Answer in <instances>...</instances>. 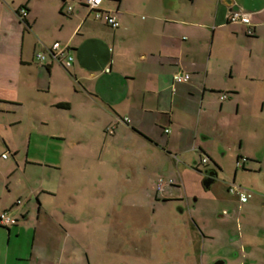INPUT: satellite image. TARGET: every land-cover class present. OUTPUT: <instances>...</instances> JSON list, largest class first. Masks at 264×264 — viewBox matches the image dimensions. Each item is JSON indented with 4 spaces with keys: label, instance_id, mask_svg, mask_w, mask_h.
Here are the masks:
<instances>
[{
    "label": "crops",
    "instance_id": "1",
    "mask_svg": "<svg viewBox=\"0 0 264 264\" xmlns=\"http://www.w3.org/2000/svg\"><path fill=\"white\" fill-rule=\"evenodd\" d=\"M85 3L0 0V213L17 220L0 227V264L38 259L37 229L25 255L20 231L27 234L31 221L52 224L54 209L44 197H56L59 178L66 183L83 168L82 153L71 154L69 144L97 147L101 131L110 136L101 154L110 152L107 143L132 142L158 170H246L263 178L264 190V0H103L116 29L95 20ZM240 9L251 17L252 36L229 22ZM55 42L70 47L69 70L36 60ZM178 75L188 82L175 83ZM240 158L247 161L238 169ZM244 209L232 256L264 264V203ZM220 221L226 223L222 215ZM198 225L206 233L203 249L213 246L217 231L206 221ZM208 253L197 263L228 264V256Z\"/></svg>",
    "mask_w": 264,
    "mask_h": 264
},
{
    "label": "rangeland",
    "instance_id": "2",
    "mask_svg": "<svg viewBox=\"0 0 264 264\" xmlns=\"http://www.w3.org/2000/svg\"><path fill=\"white\" fill-rule=\"evenodd\" d=\"M107 137L101 131L97 147L86 146L83 140L75 141L80 145L69 144L71 154L82 153L84 157L82 171L65 176L66 183L59 178L57 196L44 197L54 209L53 222L62 225L51 221L37 226L31 221L27 234L20 231L25 255L32 251L37 229L34 256L38 259L32 264H50L51 260V264H198L197 257L203 251L228 256V264L242 262L232 256L239 246L232 240L237 236L240 217L246 218V203L240 204L228 188L235 185L243 189L248 204L261 206L264 190L259 185L263 178L232 168L219 171L206 190L203 182L209 171L205 166L201 172L193 167V171L184 170L182 165L173 173L161 171L132 142L107 143L110 152L101 154L100 144ZM55 149V144L50 147V156ZM160 178L178 181L180 190L166 186L157 194ZM220 215L226 223L220 221ZM249 216L258 221L261 215L253 211ZM205 221L217 232L213 246L208 244L203 249L206 233L198 224ZM211 260L213 256L208 262Z\"/></svg>",
    "mask_w": 264,
    "mask_h": 264
},
{
    "label": "built area",
    "instance_id": "3",
    "mask_svg": "<svg viewBox=\"0 0 264 264\" xmlns=\"http://www.w3.org/2000/svg\"><path fill=\"white\" fill-rule=\"evenodd\" d=\"M103 0H86V7L93 15L95 20H104V22L113 29L119 27V22L117 21L116 17L110 13L104 12L101 9ZM73 8L68 7V14L72 13ZM27 16V11L25 9L20 10V19H25ZM229 22L234 24H241L247 27V35H253V24L250 15L240 10H235L230 13ZM36 60L40 64H47L49 60L58 63L62 68L65 70H69L74 62V57L71 53V49L68 45L62 44L60 42H55L51 45V47L47 48L45 53H40L36 55ZM188 76L186 75H178L174 78L175 83H186L188 82ZM222 100L226 99V96L221 97ZM125 122L128 121L127 118L124 120ZM114 127H108L106 132L108 134H112ZM166 133L169 131L166 130ZM3 158H6L4 155ZM247 161L245 158H240L236 162V166L238 169L242 168L244 163ZM208 158H203L202 163H207ZM174 182L172 180L165 181L164 179H158L156 190L157 193H162L166 186H172ZM229 193L236 195L239 201L244 204L247 203V194L246 192L236 186L229 187ZM16 223V219L9 213V211H3L0 213V226L3 227H11Z\"/></svg>",
    "mask_w": 264,
    "mask_h": 264
},
{
    "label": "water",
    "instance_id": "4",
    "mask_svg": "<svg viewBox=\"0 0 264 264\" xmlns=\"http://www.w3.org/2000/svg\"><path fill=\"white\" fill-rule=\"evenodd\" d=\"M216 178H217V174L215 172H209L207 179L204 180L203 182L204 187L208 189Z\"/></svg>",
    "mask_w": 264,
    "mask_h": 264
},
{
    "label": "trees",
    "instance_id": "5",
    "mask_svg": "<svg viewBox=\"0 0 264 264\" xmlns=\"http://www.w3.org/2000/svg\"><path fill=\"white\" fill-rule=\"evenodd\" d=\"M24 9V8H23ZM27 11V10H26ZM12 226H14V225H12ZM0 227H2V228H4V229H9V227H3V226H0Z\"/></svg>",
    "mask_w": 264,
    "mask_h": 264
},
{
    "label": "flooded vegetation",
    "instance_id": "6",
    "mask_svg": "<svg viewBox=\"0 0 264 264\" xmlns=\"http://www.w3.org/2000/svg\"><path fill=\"white\" fill-rule=\"evenodd\" d=\"M207 177H208V175L205 177V179H204V180H206V179H207ZM16 221H17V220H16ZM15 224H16V223H15ZM15 224H14V225H15Z\"/></svg>",
    "mask_w": 264,
    "mask_h": 264
}]
</instances>
